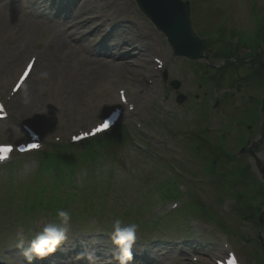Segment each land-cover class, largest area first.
Returning <instances> with one entry per match:
<instances>
[{"label": "rangeland", "instance_id": "rangeland-1", "mask_svg": "<svg viewBox=\"0 0 264 264\" xmlns=\"http://www.w3.org/2000/svg\"><path fill=\"white\" fill-rule=\"evenodd\" d=\"M255 1H257L264 13V0ZM237 3L238 0H206L203 3L204 8H212L211 18L209 17L205 24H214L215 16L218 18L224 14L225 17H232L236 25L241 28L251 27L252 21L248 20V25L245 26L244 23L239 22L234 16V9ZM95 4L102 8V13L107 17L113 16L118 18L127 15L134 21L135 24L126 26L121 33H124L129 39L135 40L141 47L142 44L146 45L147 43L152 45L151 49L148 50L149 57H160L166 61L168 64V80L171 81L174 78H178L183 82V87L178 90L179 93H185L186 91L193 93L197 89L199 81L195 80L194 74L196 72L183 73L182 70H179V68L186 69L189 66L187 61L183 59H176L179 68L171 62L169 47L164 43L161 34L152 27L150 22L140 16L131 0H95ZM80 5L76 3L72 9L73 11L69 13V17L65 16L64 19L56 17L34 19L30 16L23 17V14L18 12L15 14L16 22L14 25L16 28L14 29V35L0 37V90L5 89L3 87L5 82L9 86L13 84L14 80L10 81L12 78L9 77L11 75L14 77L30 56L36 55L38 57L35 72L23 89L9 101L8 109L13 113L14 118H8L0 122V142H13L14 140L23 138V132L19 129L22 122L29 124L40 133L44 145L51 142L60 143L70 140L73 134L80 131H88L90 127L98 123L104 113L109 110L110 105L113 104L109 102L110 107H104L102 103L106 99L105 91H101L99 88V95L96 93L99 83L98 85L92 83L91 86L85 88L84 95L80 93V86H84L87 82V80L82 78L80 73H92L97 57L89 55L86 59L78 62L76 56H73L71 63L76 66L67 71L54 67L61 47L70 43V34L60 28L57 30L51 29L53 27H63L68 23L72 17V12L76 9L80 10ZM81 11L83 12L84 9ZM61 22L62 24H60ZM41 24L44 26L40 27ZM199 26L203 27V24L199 23ZM159 50L160 52L158 53ZM148 51H142V53L146 55ZM201 64L205 65V62H200L199 65ZM149 68L150 66L137 72L130 71V73H125L126 78L129 80L126 82L128 86L131 87V80L134 77H141ZM48 69L51 71L49 75L46 74ZM162 76L163 73L159 78H155L157 85L149 87V91L143 94L141 99H136V96H134V111L131 113L127 111L121 122L128 126L131 138L128 137L125 141L126 145L124 144L118 149L115 162L110 163L106 159H101L96 168L89 171L88 174H95L99 177L98 181L89 180L91 184L89 192L92 189L99 190V194L103 193L106 196V200L118 203L124 207L130 204L138 205L141 202L140 192L147 190L155 182V178L154 174L151 173V163L142 157L140 158V152L138 153L131 149L132 140L138 141L144 139L143 142L151 146L157 155L164 153L167 156L170 153H182L183 145L187 141L189 142L190 139L215 136L212 130L209 105L206 102V100H209L207 93L211 91V88L204 87L203 92L196 93L194 97L193 94H187L188 100L186 103L188 104V101H191V104H189V107H186L185 104L181 106L176 102L177 94L168 90L170 81H164ZM8 78L9 81H7ZM238 79L235 80V89L238 87ZM151 82L152 79H149V83ZM252 87L254 86L249 85L245 90H242V94H236L234 99L247 101L250 99L249 94ZM138 89L140 88L138 87ZM113 90L117 94L118 91L115 87ZM132 92H134V87ZM226 93V88L219 89L213 93V98H223L224 96L225 101L231 100L225 96ZM241 95L242 97H240ZM201 97L205 99V102L197 105L194 99L197 100ZM237 104L238 107H241L245 103L237 102ZM234 112L235 115L240 114V110ZM248 118L254 120V113L250 112ZM184 124L187 125L185 126V130L190 131H177L178 126ZM137 125H145L147 129L145 133H140L137 130ZM196 132H199V134L191 138ZM183 133L186 134L183 135ZM179 136L185 137L181 139ZM181 140H184V142H181ZM222 144L221 142L209 143L207 148L202 150V152H208L212 156L217 157V165L211 172H202V168L208 169L209 167L206 163L201 164L200 154L196 152L189 154V162L195 168L194 172L190 173V178L196 180L199 185L204 184L206 181L221 182L225 179H228V183H232L233 179L231 178L232 173H230V170L233 167L227 164L226 158H230L233 148H223ZM168 145L171 148L173 145L174 149L169 151L167 149ZM257 158L264 165V148H261L257 152ZM258 159L256 160L257 169L261 165L258 163ZM30 161L28 160L24 163L21 168L18 186H12L8 182V178L0 176V230L4 229L3 237H10L14 233L20 232L19 225L25 219V215L20 214L17 207H10L8 202L15 205L23 200V191L25 189L22 186L30 182L32 178L33 167ZM171 164L174 168L181 169L177 163L173 162ZM254 164L253 159L251 173L258 179ZM108 173H113L114 177L107 179ZM14 192L16 193L15 197L8 199ZM172 194L176 198L183 199V197L178 196L175 192ZM189 202L191 204H194V202L198 203L196 209L200 213L211 215L216 213L215 207H209L201 202L198 187L194 194L191 197L189 196ZM107 209L111 208L107 207ZM46 219L49 220L46 217L41 218L38 222L39 225L47 224ZM232 222L237 224V218L234 217ZM170 224L169 235L174 234L172 221H170ZM210 224L214 226V224ZM250 226L251 222L247 220L245 225L241 227V230L245 232L246 227ZM247 231H249V228ZM202 233L203 236H201L199 242H193L192 237L183 235L181 237L187 241L185 244L174 245V243L168 242L166 243L167 249L163 251L162 244L154 245L153 263L158 264L167 261L166 263L173 264L177 254H183L188 246H192L195 250L199 251H213L212 254L221 252L219 251V244L215 243L212 245V242L218 239L220 241L223 234L221 232H218V234L209 233L203 231V229L198 230L197 234ZM168 239H172L171 236ZM2 240L0 239V242ZM229 240L230 242L227 244L229 250L237 252L243 263H250L254 247L250 244L247 248H244L247 244L244 241L240 242L238 237L234 238L230 236ZM23 247L7 246L3 252L1 251L0 264H3V261H7L8 263L6 264H20L24 260L25 252H23Z\"/></svg>", "mask_w": 264, "mask_h": 264}, {"label": "clouds", "instance_id": "clouds-1", "mask_svg": "<svg viewBox=\"0 0 264 264\" xmlns=\"http://www.w3.org/2000/svg\"><path fill=\"white\" fill-rule=\"evenodd\" d=\"M60 217H63L65 222L68 219L67 213L61 211L59 213ZM131 233V237L130 238H126L123 240V242H121V237L125 236L122 233H119V240L117 241L120 244H125L128 241H131L133 239L134 233L133 232H129ZM127 237V236H125ZM64 238V233L61 231H58L57 229L54 228H46L44 230V234H42L39 238L38 241H34L32 243L31 248L28 250L31 253H34V256H29V260L31 261L32 259H37V258H42L44 257L48 251H54V248H49V245H58L61 240ZM130 247V245H129ZM127 249V248H126ZM47 250V251H46ZM127 251V250H125ZM27 255V252H26Z\"/></svg>", "mask_w": 264, "mask_h": 264}, {"label": "bare ground", "instance_id": "bare-ground-1", "mask_svg": "<svg viewBox=\"0 0 264 264\" xmlns=\"http://www.w3.org/2000/svg\"><path fill=\"white\" fill-rule=\"evenodd\" d=\"M25 11V8L23 9ZM10 12V8L5 0H0V36L2 35H8L13 33L14 25L11 23L14 22V17ZM81 15H76L75 18H81ZM79 23V21L77 22ZM80 23L87 24L86 20H81ZM101 44L103 42H100ZM107 45V44H104ZM117 45V44H114ZM83 48H86V46H82ZM114 48V47H113ZM76 53L74 49H71L69 47H65L61 53L58 56L57 63L60 69H65L68 67V58ZM132 53V50H130L129 55ZM99 70V67L97 68ZM80 90L82 92H85V87H80Z\"/></svg>", "mask_w": 264, "mask_h": 264}, {"label": "snow or ice", "instance_id": "snow-or-ice-1", "mask_svg": "<svg viewBox=\"0 0 264 264\" xmlns=\"http://www.w3.org/2000/svg\"><path fill=\"white\" fill-rule=\"evenodd\" d=\"M31 67L32 65L30 64L28 66V69L29 71L31 70ZM25 78H27V73H25ZM110 121L108 120H105L102 124H100L99 126L95 127L90 133H85V136H88V135H92V136H95L99 133H102V132H105L106 130L109 129L110 127ZM79 137H77L78 139ZM39 145H36V144H33V145H30L28 146L27 149L25 148H20L21 151H25V150H32V149H36L38 148ZM13 151V146L11 145H0V162H3V161H6L7 159H9V156H10V153ZM131 237V233H128L127 237L125 236H122L121 237V242H123L124 239L126 238H130ZM127 250V249H125ZM221 264H223V262H221ZM230 264H237V261L235 259V257H230Z\"/></svg>", "mask_w": 264, "mask_h": 264}, {"label": "water", "instance_id": "water-1", "mask_svg": "<svg viewBox=\"0 0 264 264\" xmlns=\"http://www.w3.org/2000/svg\"><path fill=\"white\" fill-rule=\"evenodd\" d=\"M156 1H161V0H139V2L143 3V5L146 7L147 12H149L151 10V7L153 9H154V7H156V9L159 10V13L162 15V17H160L158 19V21L160 23L164 24L165 20H167L168 22H172L173 19L175 18V16H174V12L171 10V8L166 6V4L163 2H161V5H159V4H157ZM177 15H178V13H177Z\"/></svg>", "mask_w": 264, "mask_h": 264}]
</instances>
